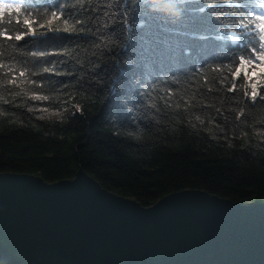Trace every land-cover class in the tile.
<instances>
[{
  "label": "trees",
  "instance_id": "16d2710c",
  "mask_svg": "<svg viewBox=\"0 0 264 264\" xmlns=\"http://www.w3.org/2000/svg\"><path fill=\"white\" fill-rule=\"evenodd\" d=\"M74 2L0 0L22 6L0 8V171L55 181L83 167L144 205L184 188L264 202V101L249 107L245 95L252 83L264 95L251 54L264 43V0H185L178 20L165 17V0H100L110 15L99 48L97 36L65 33L64 17H51L74 19ZM54 63L60 75L41 71ZM25 67L41 73L21 76Z\"/></svg>",
  "mask_w": 264,
  "mask_h": 264
},
{
  "label": "water",
  "instance_id": "95a60500",
  "mask_svg": "<svg viewBox=\"0 0 264 264\" xmlns=\"http://www.w3.org/2000/svg\"><path fill=\"white\" fill-rule=\"evenodd\" d=\"M0 264H264V202L184 188L144 205L83 167L0 171Z\"/></svg>",
  "mask_w": 264,
  "mask_h": 264
},
{
  "label": "snow or ice",
  "instance_id": "6c2138e0",
  "mask_svg": "<svg viewBox=\"0 0 264 264\" xmlns=\"http://www.w3.org/2000/svg\"><path fill=\"white\" fill-rule=\"evenodd\" d=\"M68 7H70L73 10H76V17L74 19H68L66 18L63 13L60 12H52L51 13V17L52 18H59L60 16L64 17L63 23L65 25V27L63 28V31L65 33H70V34H80V33H85L88 35H95L97 36V40L96 42L93 44V48H99L100 47V40H99V36L104 35V33L101 31V28L104 26H107V20H105L104 25L100 24V17L101 16H109L110 14L107 11H98V9L100 8H106L105 5H101L100 4V0H96V3H89L88 0H75V2L72 5H69ZM0 8H7V9H16L17 11H20L22 6L20 5H16V4H12V3H0ZM80 13H83V16L80 15ZM257 19L258 20H262L264 21V16L261 15H257ZM47 23H51V19H49L47 21ZM251 21H249L247 24H242V27L244 28H248V24H250ZM260 27V31L264 32V23H261L259 25ZM48 31H56L59 32L61 31V29L56 28V29H52V28H48ZM43 32L40 33V35H42ZM22 33H17L15 35V40L17 42L21 41L23 38ZM9 40L12 39V36L9 35L7 37ZM261 41H264V35H261L259 38ZM236 41V37L235 35H233V42ZM69 56L73 55V53L68 52L67 53ZM251 54L253 56H255V59L257 61H261L264 62V43H260L259 44V49H256L255 46H253V49L251 50ZM0 55H3V53H0ZM21 55H25V53H21ZM33 56L37 55L35 53L31 54ZM55 55H58V53H55ZM17 61H13L10 70L15 69L16 65H17ZM252 63L251 59H248L246 57H242L239 59V64L241 66H244L246 64H250ZM58 63H54L52 66L47 67V68H43L41 71L43 73H49V72H54L56 75H60L61 72L58 71L59 67H58ZM4 67H8L7 65H4ZM262 68H264V65H262ZM231 70V69H229ZM25 72H31L32 75H38L41 72H35V71H31L30 69H28L27 67H25L23 70L20 71V75L24 76ZM64 75H67L68 73H63ZM220 79V83L221 84H225L228 82V76H223ZM236 88V84H232L231 88L228 89L229 91H233ZM246 96L250 95L251 98V104L249 105V107L251 106H256L257 103V99L264 101V95H259L258 96V86L256 83H252L251 84V92L249 93H245ZM40 98V97H38ZM42 99L47 100L48 97L44 96L42 97ZM28 111H32L31 108L28 109ZM244 109H241V112H243ZM217 114H220V110L217 109Z\"/></svg>",
  "mask_w": 264,
  "mask_h": 264
},
{
  "label": "clouds",
  "instance_id": "9594fccd",
  "mask_svg": "<svg viewBox=\"0 0 264 264\" xmlns=\"http://www.w3.org/2000/svg\"><path fill=\"white\" fill-rule=\"evenodd\" d=\"M154 2L155 0H144L147 7H151ZM165 2L167 4L164 11L165 17L171 20H178L182 16L185 0H165Z\"/></svg>",
  "mask_w": 264,
  "mask_h": 264
},
{
  "label": "rangeland",
  "instance_id": "374dc122",
  "mask_svg": "<svg viewBox=\"0 0 264 264\" xmlns=\"http://www.w3.org/2000/svg\"><path fill=\"white\" fill-rule=\"evenodd\" d=\"M262 65H264V62L262 63H255L253 64V69L254 70H263L264 68H262ZM78 106L77 105H70L69 107L64 108L63 110H53L48 112L47 116L51 117V118H62L64 116H67L69 114H71L75 109H77Z\"/></svg>",
  "mask_w": 264,
  "mask_h": 264
}]
</instances>
